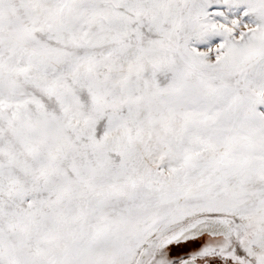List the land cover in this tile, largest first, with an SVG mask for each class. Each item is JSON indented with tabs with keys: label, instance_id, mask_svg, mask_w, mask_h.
<instances>
[{
	"label": "snow or ice",
	"instance_id": "6c2138e0",
	"mask_svg": "<svg viewBox=\"0 0 264 264\" xmlns=\"http://www.w3.org/2000/svg\"><path fill=\"white\" fill-rule=\"evenodd\" d=\"M0 264H264V0H0Z\"/></svg>",
	"mask_w": 264,
	"mask_h": 264
}]
</instances>
